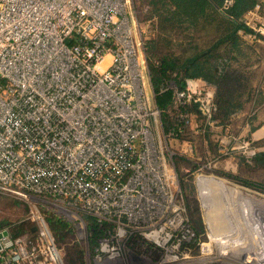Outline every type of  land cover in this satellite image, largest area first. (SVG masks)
I'll return each mask as SVG.
<instances>
[{"label": "built area", "instance_id": "2783aa9c", "mask_svg": "<svg viewBox=\"0 0 264 264\" xmlns=\"http://www.w3.org/2000/svg\"><path fill=\"white\" fill-rule=\"evenodd\" d=\"M138 33L131 0H0V192L94 218L95 264L118 258L113 225L118 237L150 226L160 248L193 235L174 206L177 176L156 135L161 111ZM168 89L176 106L212 120V95L193 80ZM179 119L191 123L187 112ZM31 223L30 235L0 240V264H65L43 216Z\"/></svg>", "mask_w": 264, "mask_h": 264}, {"label": "rangeland", "instance_id": "374dc122", "mask_svg": "<svg viewBox=\"0 0 264 264\" xmlns=\"http://www.w3.org/2000/svg\"><path fill=\"white\" fill-rule=\"evenodd\" d=\"M146 1L131 0L135 18L139 25L138 34L142 46L144 41L153 37L155 24L154 18H149L150 9ZM247 16L243 15L242 20L246 23L252 22L251 17ZM183 35L179 30L170 33L173 39L178 40ZM256 42L250 44L253 45L254 49L250 55H253L252 59L257 60L254 64L256 71L252 75V81L253 85L258 84L264 87L260 83L262 82L260 74L264 72V42ZM143 54L145 55L144 49ZM254 110L255 108L253 109L250 103H246L241 111L243 116L236 118L232 123L230 122L232 116L227 120L228 130L226 134L231 135V133L237 132L246 121L244 119L248 112L250 114ZM191 120L192 125H188L189 128L183 133L185 141L191 142V153L183 154L182 150L185 148H180V144L175 142L179 140L170 138L165 134L163 137L162 129H159L156 135L159 136L161 145L167 148L166 154H172L171 163L177 176L174 206L176 212H180L181 217L187 221L193 235L189 236V239H184L177 248L171 247L169 244L160 248L155 247L150 238H146L145 234H148L152 229L154 230L150 226L148 230L139 231L124 228L125 234L118 237L115 231L116 226L113 225V229H110V233L106 237L111 238L107 243L115 248L118 258L108 264H264V258L260 259L261 255L264 256L262 253L264 252V224L258 226L253 223V220L244 217L246 212L243 210V204L233 206L236 195L243 194L252 198V201L255 202L256 212L259 211L258 213H260L261 210H264V192L239 185L223 177L221 174L237 175L233 169L236 155L227 150V143L219 144L217 141L221 136L220 129L216 128L217 124L212 123V126L207 130L203 123H200L202 119L198 115L196 117L192 115ZM207 134L211 136L214 143L217 141L218 145L227 149L221 153L216 152L217 155H203L201 138L202 135L203 138L207 137ZM183 156L190 160V165L178 167L174 163V158ZM245 179L254 181L252 177ZM256 182L264 185V182L260 181L259 178L256 179ZM35 212L43 217L44 213L50 212L72 226L73 233L64 244H59L65 264H71V258L69 263H67V259L70 257L69 253L70 255L75 254L76 249L83 252V261L76 260L73 264H95L94 249L98 240L103 239V237L97 238L96 246H91L87 220L83 213L59 207L51 201L45 202L35 197L13 198L0 192V228H5L3 230H12L15 225L21 223H25L26 227L30 224L32 226L31 217ZM256 217L253 218L258 219ZM152 222L155 229H158L163 226L165 220L163 217H158ZM148 225L146 224V226ZM255 227L258 228L254 229ZM164 233L165 231L160 234V237L163 238ZM250 236L253 243L249 240ZM184 237L186 238V236Z\"/></svg>", "mask_w": 264, "mask_h": 264}, {"label": "trees", "instance_id": "16d2710c", "mask_svg": "<svg viewBox=\"0 0 264 264\" xmlns=\"http://www.w3.org/2000/svg\"><path fill=\"white\" fill-rule=\"evenodd\" d=\"M146 4L150 9L149 18H154L155 24L153 37L144 41L143 46L164 133H176V139L185 141L183 133L189 127L179 119V115L187 112L200 118L195 106H176L172 90L161 91L168 83L182 90L186 80L199 81L201 93H212L216 106L213 120L223 126L233 114L241 112L246 103H250L253 109L264 104V87L253 85L252 81L256 71L254 64L257 62L250 55L254 50L253 45L244 42L239 35V32L251 34L264 42V37L242 20V16L252 10L258 0H233L226 8L223 0H147ZM175 30L184 34L180 40L170 36ZM260 76V83L264 85V72ZM205 139L207 141V137ZM257 145L264 146V141ZM206 148V156L212 153L217 155L210 143ZM174 163L178 167H187L190 160L184 156L175 157ZM221 175L239 185L264 192V185L256 182L258 178L264 182V151L255 153L249 164L241 163L237 175ZM251 177L254 181L245 179ZM43 218L62 253L59 244H64L73 233L72 226L50 212L44 213ZM84 218L87 220L91 246H96L95 241L103 237V231L94 218ZM31 229V224L26 227L25 223H21L12 230L7 229V232L9 237L15 238L30 235ZM69 256L67 263L70 258L71 264L76 260L83 261L81 250L76 249L75 254L69 253ZM62 257L64 261L63 253Z\"/></svg>", "mask_w": 264, "mask_h": 264}, {"label": "crops", "instance_id": "0c3cea01", "mask_svg": "<svg viewBox=\"0 0 264 264\" xmlns=\"http://www.w3.org/2000/svg\"><path fill=\"white\" fill-rule=\"evenodd\" d=\"M247 12L248 13H245L244 16L248 17L247 15H249L252 19V22H250V23L245 22L246 25L249 28H251L255 33L264 37V0H258V4L252 10L247 11ZM256 29H260V32H257ZM239 35L244 42H246V43L250 42L249 44L257 43L256 41H261L260 38H256L254 35H251V34H243L242 32H239ZM193 82L198 87L199 81L193 80ZM198 89H199V87H198ZM209 93H211V92L209 91ZM211 95H212V93H211ZM212 99H213V96H212ZM242 114H241V112L233 114L231 119H230V122L232 123L236 118H240V116H243ZM245 114H247V113H245ZM194 117H196V116L194 115ZM244 120H246V121L243 123V125L240 127V129L233 134L231 133V135L226 134V132L228 130L227 126L220 125L217 121L215 122V120H213V118H212V120H210V122H208L205 119H202V121H200V123L202 122L204 128H206L207 130L212 126V123L217 124L216 128L220 129V135H221L219 137V139H217V141L219 142V144L220 143L223 144V142H225L228 145V149H227V148H224L222 145H218L216 143L217 141H215V143H214L213 139L209 135L207 136V141H208V143H207L206 139L203 138V135H202V138H201V145H202V150H203L202 153L206 154V152H207L206 145H208L209 143L210 144L212 143L211 145L214 146V149H215L214 151H216V152H219V150H220V152L221 151L223 152L226 149L230 150L231 153H234V155H236L234 157L235 163L233 164V169H235L236 174L238 172L239 165L241 163H248L249 164L251 157L255 153L264 151V146H258L257 145L260 141H264V104L259 105L257 107V109H255L252 113L249 114V112H248L247 117ZM191 122H192V120H191ZM190 125H192V123H190ZM160 129H162V131H163L162 126L160 127ZM194 133L197 134V132H194ZM163 134L167 135L166 133H164V131L162 132V136H163ZM243 141L250 142V147L248 148V150H245L244 148L240 147V145ZM175 142H178L180 144V148L189 147L190 153L192 152V149H191L192 145H191L190 141H175ZM213 155H215V153L211 154V156H213ZM242 159H243V161H242Z\"/></svg>", "mask_w": 264, "mask_h": 264}, {"label": "bare ground", "instance_id": "6f19581e", "mask_svg": "<svg viewBox=\"0 0 264 264\" xmlns=\"http://www.w3.org/2000/svg\"><path fill=\"white\" fill-rule=\"evenodd\" d=\"M232 191H234L233 189H232ZM231 191V192H232ZM235 194V193H234ZM234 199V198H233ZM262 201V200H261ZM254 201H252V198H250V197H248V196H245V195H243V194H241V195H239L238 194V196L236 195V197H235V201H233V206H239V205H242V207L244 208H241V209H243V210H245V212H246V214L244 213V217H246V218H249V219H251V220H253L254 222L253 223H256L258 226H260L261 224H264V210H261L260 211V213H258V212H256L257 210H256V206L254 205ZM230 204V203H229ZM232 205V204H231ZM253 215V216H252ZM73 216V215H72ZM258 217V219H254L253 217ZM73 217H75V216H73ZM256 217V218H257ZM258 227H255L254 229H257ZM253 233H255V232H253ZM257 233V232H256ZM221 238H223V237H221ZM255 238H257L256 236H255ZM259 239V238H258ZM249 240H251V236H250V239ZM256 241H258V240H256ZM251 242L253 243V240H251ZM255 242V241H254ZM262 253H264V252H262ZM259 255H261L260 253H259ZM262 256V255H261ZM260 256V259L261 258H264V256H262L261 257ZM261 263V262H260ZM262 264V263H261Z\"/></svg>", "mask_w": 264, "mask_h": 264}, {"label": "water", "instance_id": "95a60500", "mask_svg": "<svg viewBox=\"0 0 264 264\" xmlns=\"http://www.w3.org/2000/svg\"><path fill=\"white\" fill-rule=\"evenodd\" d=\"M8 236L7 230L0 231V240Z\"/></svg>", "mask_w": 264, "mask_h": 264}]
</instances>
